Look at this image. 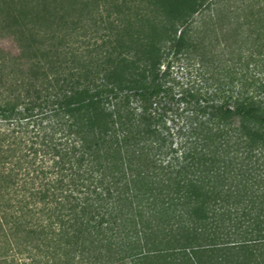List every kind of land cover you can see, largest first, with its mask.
I'll return each instance as SVG.
<instances>
[{"label":"trees","instance_id":"trees-1","mask_svg":"<svg viewBox=\"0 0 264 264\" xmlns=\"http://www.w3.org/2000/svg\"><path fill=\"white\" fill-rule=\"evenodd\" d=\"M1 40L0 264H264V0H0Z\"/></svg>","mask_w":264,"mask_h":264},{"label":"rangeland","instance_id":"rangeland-1","mask_svg":"<svg viewBox=\"0 0 264 264\" xmlns=\"http://www.w3.org/2000/svg\"><path fill=\"white\" fill-rule=\"evenodd\" d=\"M2 41V40H1ZM3 42V43H2ZM0 42V44H4L5 46L7 43L5 41ZM185 65L183 64H176L174 65L173 70V79H174V84L175 85H182V84H193L194 81H196V75L193 69L187 68L185 69ZM178 67H184V71L178 70Z\"/></svg>","mask_w":264,"mask_h":264}]
</instances>
